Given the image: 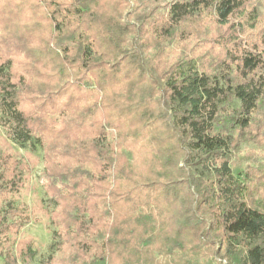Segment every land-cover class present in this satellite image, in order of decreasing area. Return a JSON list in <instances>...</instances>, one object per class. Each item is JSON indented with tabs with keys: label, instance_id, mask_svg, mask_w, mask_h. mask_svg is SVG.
I'll list each match as a JSON object with an SVG mask.
<instances>
[{
	"label": "trees",
	"instance_id": "16d2710c",
	"mask_svg": "<svg viewBox=\"0 0 264 264\" xmlns=\"http://www.w3.org/2000/svg\"><path fill=\"white\" fill-rule=\"evenodd\" d=\"M129 1L0 0V264L37 253L11 247V145L42 151L61 254L43 264H264V168L232 174L264 140V19L240 38L256 0ZM206 21L217 63L168 64Z\"/></svg>",
	"mask_w": 264,
	"mask_h": 264
},
{
	"label": "rangeland",
	"instance_id": "374dc122",
	"mask_svg": "<svg viewBox=\"0 0 264 264\" xmlns=\"http://www.w3.org/2000/svg\"><path fill=\"white\" fill-rule=\"evenodd\" d=\"M253 14L258 16L256 21L250 19L249 24L245 29V34L240 35L242 44L246 42V37L251 35V38L259 31L263 26L264 19V0H256L254 2ZM135 2L129 1V11L136 9ZM255 10V11H254ZM254 27L251 28L250 26ZM206 36L202 38H196L189 36L186 39L180 37L175 38L172 42H168L164 46L166 52V62L171 64L178 59L187 55L188 58H197V63L203 64L206 69H211V66L217 63V57H219L218 49H211L208 42V36L213 30H211L210 24L206 21L204 24ZM235 105L233 106V108ZM232 108V107H231ZM231 108H227V111ZM0 138H4L0 131ZM1 143V141H0ZM263 143V144H262ZM11 153L14 154L16 162H22L26 165V176L23 186L18 193L12 194L9 197V202L13 207H18L22 211L21 216L14 217L13 221L20 220L23 225L20 227L14 240L15 248L16 244L23 239L33 240L34 249L37 248L36 256L31 264H43L49 257L58 258L61 256L60 252L55 251L57 243V231L50 219V213L52 208L46 206V189L43 174L44 162L42 160V151L40 148H36L33 156H28L30 147H16L11 145ZM235 157L233 161L235 164L232 166V174L236 177L239 174H243L250 169L264 168V140L260 143L250 142L249 140H242L238 143L237 149L234 152ZM56 235V236H55ZM9 245V243H6ZM5 247V246H4ZM55 252H54V251ZM232 251H238L237 248L231 249ZM14 250L12 249V254ZM228 257L224 258H212L211 264H229Z\"/></svg>",
	"mask_w": 264,
	"mask_h": 264
}]
</instances>
